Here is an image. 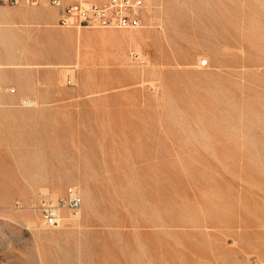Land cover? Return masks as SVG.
<instances>
[{
    "label": "rangeland",
    "instance_id": "374dc122",
    "mask_svg": "<svg viewBox=\"0 0 264 264\" xmlns=\"http://www.w3.org/2000/svg\"><path fill=\"white\" fill-rule=\"evenodd\" d=\"M24 4L0 5V63L25 67L3 69L0 101L39 63L62 95L17 118L21 167L0 107V264H264V0H146L130 30L45 25L28 15L50 3ZM73 186L79 218L42 227L41 194Z\"/></svg>",
    "mask_w": 264,
    "mask_h": 264
},
{
    "label": "built area",
    "instance_id": "2783aa9c",
    "mask_svg": "<svg viewBox=\"0 0 264 264\" xmlns=\"http://www.w3.org/2000/svg\"><path fill=\"white\" fill-rule=\"evenodd\" d=\"M25 1L37 6L41 0H0L2 6H17ZM60 9L57 26L66 29H137L146 10V0H48ZM207 61L199 66L206 67ZM67 85H72L69 75ZM2 89L0 88V92ZM14 94L15 89H7ZM26 102V101H24ZM83 197L78 187H68L61 196L41 194L36 210L42 227L58 229L66 221L78 218Z\"/></svg>",
    "mask_w": 264,
    "mask_h": 264
},
{
    "label": "bare ground",
    "instance_id": "6f19581e",
    "mask_svg": "<svg viewBox=\"0 0 264 264\" xmlns=\"http://www.w3.org/2000/svg\"><path fill=\"white\" fill-rule=\"evenodd\" d=\"M149 1V0H148ZM149 3V2H148ZM10 11H12V10H10ZM41 12V11H40ZM16 13V12H15ZM18 14V13H17ZM11 15V14H10ZM47 15H48V13H47ZM6 16V15H5ZM43 16V15H42ZM47 17V16H46ZM46 22V21H45ZM47 24V23H46ZM45 24V25H46ZM50 24V23H49ZM48 25V24H47ZM54 26V25H53ZM55 27V26H54ZM53 27V29H55ZM49 30V29H48ZM50 31V30H49ZM49 31H48V33H49ZM58 31V29L56 28V32ZM52 32V31H51ZM99 33V32H98ZM58 34V33H57ZM57 34H55L56 36H57ZM60 34V33H59ZM52 35V34H51ZM54 35V34H53ZM105 35H107L108 36V38H110V39H112V40H120V41H129V42H131V43H133V44H135L136 43V40L137 39H141V38H143L145 35H142V34H139V35H132V34H125V35H122V36H118L117 34H115V33H109V34H105ZM78 36H80V35H78ZM77 36V38H79ZM53 37V36H52ZM55 37V36H54ZM149 39V38H148ZM91 40V39H90ZM150 40V39H149ZM93 41V40H92ZM77 43H78V41H77ZM94 43V42H93ZM143 43V42H142ZM80 44V43H79ZM86 45V44H85ZM84 45V46H85ZM83 46V45H82ZM89 46V45H88ZM62 46H60V48H61ZM80 47V46H79ZM100 47H102V46H100ZM66 48V47H65ZM69 48H71V47H69ZM136 48V47H135ZM58 49V48H57ZM62 49V48H61ZM72 49V48H71ZM71 49H69V52L71 51ZM77 49H78V46H77ZM83 49V48H82ZM119 49H120V47H119ZM124 49H125V47H124ZM129 49H130V47H129ZM79 50V49H78ZM77 50V51H78ZM66 51H68V49L66 50ZM73 51V50H72ZM72 51H71V53H72ZM83 52H84V50H82ZM118 51V50H117ZM137 51V50H136ZM59 52V51H58ZM57 52V53H58ZM65 52V51H64ZM85 52H86V50H85ZM126 52V51H125ZM138 52V51H137ZM136 52V53H137ZM60 54V53H59ZM67 54H69V53H67ZM78 54V57H76L77 58V60L78 61H80V53L78 52L77 53ZM83 54V53H82ZM116 54V53H115ZM138 54L140 55V53L138 52ZM66 55V54H65ZM120 55V54H119ZM60 56V55H59ZM58 56V60H59V58H60V60H65L67 57L66 56H64L63 54H62V56H60L59 57ZM71 57H72V55H70ZM57 57V56H56ZM69 58V57H68ZM70 59V58H69ZM202 60H200V62H201ZM77 64H78V62H77ZM122 64H123V62H122ZM24 65V64H23ZM22 65V63H15V62H8V63H0V81L2 80V75L5 73L4 72V70L3 69H5L6 67H13L14 69H16V71L17 72H20V70H23L25 67ZM27 65V64H26ZM30 65V67H28V68H35V69H40V68H43V66H42V64H29ZM29 65H27V66H29ZM32 66V67H31ZM53 67H57V68H61L62 70H64L65 68H66V66H65V63H62L61 65H56V66H52V64L51 65H49L48 67H47V69L49 68V69H51V68H53ZM60 69V70H61ZM70 72V71H69ZM20 73H22V72H20ZM20 73H18V74H20ZM60 73V72H59ZM21 75V74H20ZM60 75H62V74H60ZM22 76H24V75H21L20 77H22ZM26 76V75H25ZM19 77V78H20ZM5 81V80H4ZM31 82V81H30ZM23 83V82H22ZM21 90H22V88H21ZM54 90V89H53ZM34 95V94H33ZM21 98H24V97H21ZM24 101H26V102H24ZM12 102V101H11ZM12 105V104H11ZM0 107H2V108H5V106H4V104L3 103H1L0 102ZM38 106H37V101L36 100H33V99H29V98H24L23 100H21V107H20V111L19 112H17V114H12L10 111H8V112H4V111H2V117H3V119H4V125H3V127H4V138H2V143H4L5 145H6V149H7V154L10 156V158H11V161H12V167H13V164L15 165V166H18V167H21V164H20V161H17V159H16V155H17V151H16V138H15V132H16V128H17V123L19 122L18 121V119L16 118V117H25V116H29V114H35L34 112H36V109L35 108H37ZM13 108V107H12ZM11 108V109H12ZM7 109V108H6ZM32 109H35V111L34 110H32ZM39 111V110H38ZM13 112H15V111H13ZM37 113V112H36ZM39 116V115H38ZM36 117V116H35ZM34 117V118H35ZM21 118V119H22ZM35 121V120H34ZM23 122V121H22ZM22 129V128H21ZM25 133V132H24ZM5 152V151H4ZM4 155V154H3ZM9 166H10V164H6L5 163V165H4V167H3V169H1L0 170V180L2 181V179L4 180V182L5 181H7L8 180V174H9ZM2 172V173H1ZM27 174H28V176L31 178L30 180H31V182H35V180H34V175H32V173H30L29 171H25ZM1 181H0V184H2L1 183ZM0 188H2V187H0ZM37 190V189H36ZM57 190V189H56ZM34 192V191H33ZM55 192V191H54ZM27 194V193H26ZM25 194V195H26ZM27 196V195H26ZM28 197V196H27ZM27 197H25L26 199H27ZM35 214V213H34ZM11 215V214H10ZM24 215V214H23ZM26 215V214H25ZM21 216V218H23L24 216H22V215H20ZM27 218H25L24 220H26L25 222H27L28 223V226H31L30 228H33L32 226H35L37 223H35L34 221H33V219L31 218V215L29 216V215H27L26 216ZM78 218H79V216H78ZM38 219V218H37ZM24 220H23V222H24ZM36 220V219H35ZM36 221H38V220H36ZM74 221V220H73ZM24 222V223H25ZM69 222V221H68ZM36 227V226H35ZM262 227V226H261ZM39 232V231H38ZM54 232V231H53ZM40 234V233H39ZM40 236H45V235H41L40 234ZM38 239H39V237H38ZM41 241H42V239H40ZM45 242V241H44ZM238 252H242L241 250H238Z\"/></svg>",
    "mask_w": 264,
    "mask_h": 264
},
{
    "label": "crops",
    "instance_id": "0c3cea01",
    "mask_svg": "<svg viewBox=\"0 0 264 264\" xmlns=\"http://www.w3.org/2000/svg\"><path fill=\"white\" fill-rule=\"evenodd\" d=\"M43 1H45V0H41V2H43ZM24 3H26V2L23 1L19 5L21 7L22 6L24 7V5H25ZM19 5H17V6H19ZM19 10L22 11V8H20ZM60 11H61L60 9L52 6L51 9H48V10H40V9L35 10L34 12L30 13L31 15H28V16L33 17L34 20L39 22V23H45L46 24V23H55L56 22V24H57ZM47 13H48V15H47ZM47 60L49 61L48 63L54 64V61L51 58L47 59ZM31 69L32 70H30V72H27V74H25L26 76L24 75L21 78H18L15 80V82L13 84L17 87V90L15 89L14 94L8 93V95L6 97L2 96V99L0 102H2L4 104V106H5L4 109L9 108L10 110H8V111H10L12 114H17V112L20 111L19 103H21L20 101L23 100L24 98L36 100L41 106L45 105V104H46V106H50V104H52V102L55 101L56 98L58 99L62 95V90H60L61 87L59 84H56L57 81L55 80L56 78H54V75H51L50 73L46 72L49 75L48 79L45 82H42L41 81L42 75H41V72H39L40 69H36V70H33L35 68H31ZM43 71H44V69H43ZM21 88H22V90H21ZM64 94H71V92L65 91ZM21 97H24V98H21ZM13 111H15V112H13ZM16 118H19V117H16ZM4 150H5L4 154L7 155L6 147Z\"/></svg>",
    "mask_w": 264,
    "mask_h": 264
}]
</instances>
